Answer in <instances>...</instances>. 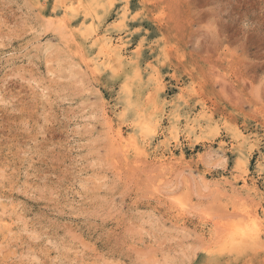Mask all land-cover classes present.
Masks as SVG:
<instances>
[{
  "label": "clouds",
  "instance_id": "clouds-1",
  "mask_svg": "<svg viewBox=\"0 0 264 264\" xmlns=\"http://www.w3.org/2000/svg\"><path fill=\"white\" fill-rule=\"evenodd\" d=\"M180 4L0 0V264H264V73Z\"/></svg>",
  "mask_w": 264,
  "mask_h": 264
},
{
  "label": "rangeland",
  "instance_id": "rangeland-1",
  "mask_svg": "<svg viewBox=\"0 0 264 264\" xmlns=\"http://www.w3.org/2000/svg\"><path fill=\"white\" fill-rule=\"evenodd\" d=\"M188 8L198 13L194 17L197 23L216 16L222 44L239 53L225 46L217 59L230 61L231 67L241 73L245 60L244 72L254 80L264 73V0H188L187 5L180 4L175 9L178 21L189 15ZM245 19L249 22L247 29L241 26Z\"/></svg>",
  "mask_w": 264,
  "mask_h": 264
}]
</instances>
